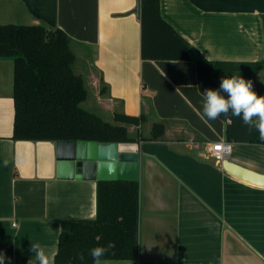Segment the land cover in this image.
Listing matches in <instances>:
<instances>
[{
	"label": "crops",
	"instance_id": "1",
	"mask_svg": "<svg viewBox=\"0 0 264 264\" xmlns=\"http://www.w3.org/2000/svg\"><path fill=\"white\" fill-rule=\"evenodd\" d=\"M141 0H0V24H43L71 38L84 108L114 122L144 114L139 140L138 253L106 264H264V187L210 155L227 121L203 115L197 61L263 62L264 0H160L161 17L196 49L191 60L142 57ZM14 62L0 58V253L5 264L55 263L63 219H95L99 180L57 177L56 142L15 140ZM229 160L264 173V146L233 143ZM6 162V163H5Z\"/></svg>",
	"mask_w": 264,
	"mask_h": 264
},
{
	"label": "trees",
	"instance_id": "2",
	"mask_svg": "<svg viewBox=\"0 0 264 264\" xmlns=\"http://www.w3.org/2000/svg\"><path fill=\"white\" fill-rule=\"evenodd\" d=\"M142 57L144 59L191 60L195 47L187 42L160 14V0H141ZM0 58L14 62L15 140L53 141L95 140L98 142H138L159 140L164 125L154 123L149 137L129 125L140 126L144 114L116 113L114 122L84 108L88 91L84 76L74 71L75 53L71 38L61 28L43 24H0ZM263 62L197 61L201 93L219 87L221 78L242 75L253 90L264 88L253 78ZM227 121L226 140L232 143L263 145L259 132L239 117L222 114ZM98 211L95 219H63L54 264H93L89 250L114 243L103 260L134 259L138 253V180L98 181Z\"/></svg>",
	"mask_w": 264,
	"mask_h": 264
},
{
	"label": "water",
	"instance_id": "3",
	"mask_svg": "<svg viewBox=\"0 0 264 264\" xmlns=\"http://www.w3.org/2000/svg\"><path fill=\"white\" fill-rule=\"evenodd\" d=\"M137 142L59 140L57 177L84 180H138L141 154ZM224 169L248 183L264 187V173L225 158Z\"/></svg>",
	"mask_w": 264,
	"mask_h": 264
},
{
	"label": "clouds",
	"instance_id": "4",
	"mask_svg": "<svg viewBox=\"0 0 264 264\" xmlns=\"http://www.w3.org/2000/svg\"><path fill=\"white\" fill-rule=\"evenodd\" d=\"M203 98V115L207 119L215 120L222 114L231 113L250 129L257 130L259 138L264 141V95H258L253 90L250 79L246 80L242 75L224 76L218 88L203 91ZM114 246L109 241L107 245L91 248L89 252L93 264H106L102 258ZM31 249L37 258L34 264H48L46 253L39 243L31 245ZM6 259L10 258L0 253V264H5Z\"/></svg>",
	"mask_w": 264,
	"mask_h": 264
},
{
	"label": "built area",
	"instance_id": "5",
	"mask_svg": "<svg viewBox=\"0 0 264 264\" xmlns=\"http://www.w3.org/2000/svg\"><path fill=\"white\" fill-rule=\"evenodd\" d=\"M207 147L210 155L218 161L228 158L233 151V143L226 139L217 142H208Z\"/></svg>",
	"mask_w": 264,
	"mask_h": 264
},
{
	"label": "rangeland",
	"instance_id": "6",
	"mask_svg": "<svg viewBox=\"0 0 264 264\" xmlns=\"http://www.w3.org/2000/svg\"><path fill=\"white\" fill-rule=\"evenodd\" d=\"M110 122H111V121H110ZM131 126H135V127H134L135 129L138 128V126H136V125H129L128 128L131 127Z\"/></svg>",
	"mask_w": 264,
	"mask_h": 264
}]
</instances>
